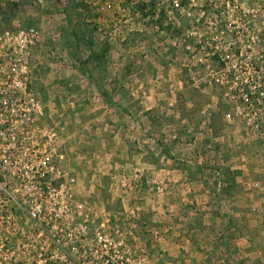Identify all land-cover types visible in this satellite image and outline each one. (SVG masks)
<instances>
[{"label":"rangeland","instance_id":"rangeland-1","mask_svg":"<svg viewBox=\"0 0 264 264\" xmlns=\"http://www.w3.org/2000/svg\"><path fill=\"white\" fill-rule=\"evenodd\" d=\"M4 32L88 237L56 264H264V0H0Z\"/></svg>","mask_w":264,"mask_h":264},{"label":"built area","instance_id":"built-area-1","mask_svg":"<svg viewBox=\"0 0 264 264\" xmlns=\"http://www.w3.org/2000/svg\"><path fill=\"white\" fill-rule=\"evenodd\" d=\"M12 38L0 33V45ZM16 38L26 47L37 32L23 29ZM224 55L231 60L230 53ZM27 63L25 58L0 62V264H56V243L63 246L64 259L86 263L88 237L79 229L73 233L74 211L64 198L72 195L70 180L56 177V128L43 125L45 112L31 95ZM56 179L66 181L59 191Z\"/></svg>","mask_w":264,"mask_h":264}]
</instances>
